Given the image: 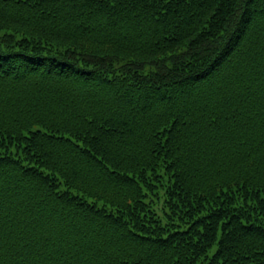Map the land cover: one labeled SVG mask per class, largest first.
Returning <instances> with one entry per match:
<instances>
[{
	"label": "trees",
	"instance_id": "1",
	"mask_svg": "<svg viewBox=\"0 0 264 264\" xmlns=\"http://www.w3.org/2000/svg\"><path fill=\"white\" fill-rule=\"evenodd\" d=\"M0 264H264V0H0Z\"/></svg>",
	"mask_w": 264,
	"mask_h": 264
},
{
	"label": "rangeland",
	"instance_id": "2",
	"mask_svg": "<svg viewBox=\"0 0 264 264\" xmlns=\"http://www.w3.org/2000/svg\"><path fill=\"white\" fill-rule=\"evenodd\" d=\"M162 193H163V191H162ZM156 207L158 208L159 211H161V209L163 208V200L162 199L158 198L156 200Z\"/></svg>",
	"mask_w": 264,
	"mask_h": 264
}]
</instances>
